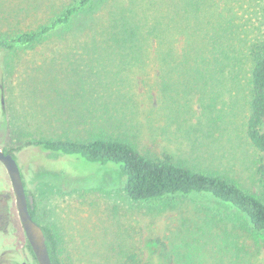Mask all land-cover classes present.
<instances>
[{"label": "rangeland", "instance_id": "374dc122", "mask_svg": "<svg viewBox=\"0 0 264 264\" xmlns=\"http://www.w3.org/2000/svg\"><path fill=\"white\" fill-rule=\"evenodd\" d=\"M254 1L91 0L68 27L16 45L75 0H0V148L16 158L61 264H264V232L230 204L203 194L134 201L115 165L35 143L125 140L264 202L262 154L245 132L247 41L264 32ZM113 35L126 42L107 45ZM0 192L10 197L0 204V260L20 264L26 236L1 163Z\"/></svg>", "mask_w": 264, "mask_h": 264}, {"label": "trees", "instance_id": "16d2710c", "mask_svg": "<svg viewBox=\"0 0 264 264\" xmlns=\"http://www.w3.org/2000/svg\"><path fill=\"white\" fill-rule=\"evenodd\" d=\"M90 2L91 0H75V3L54 19L50 25L34 32L21 34L12 42L16 45H34L53 29L60 26L68 27L72 17L87 7ZM254 3L264 4V0L261 2L255 0ZM262 11L264 18V5ZM262 22L258 24L257 29L262 28ZM111 41L113 43H107V45L116 46L126 42V39L124 36L113 35ZM0 46H5L4 42L0 41ZM247 55L250 60L249 113L245 132L250 144L262 154L261 173L264 180V32L247 41ZM35 143L43 150L77 156L84 162L101 166L115 165L116 168H112L116 169L123 178L122 189L131 200H161L176 196L208 195L230 204L245 217L253 230L264 232V202L219 174L198 171L170 160L156 159L141 154L130 142L121 139L94 137L84 142L49 139ZM5 152L12 153L11 151ZM9 200L8 193L0 192V204H3L5 209H7ZM28 203L30 214L37 221L34 215L35 208L29 200ZM40 225L44 231L52 264H61L53 232L49 227ZM28 248L31 250L29 245ZM131 261L132 264H152L149 261L142 263L133 256ZM166 263L167 261L164 264ZM167 264H171L170 261Z\"/></svg>", "mask_w": 264, "mask_h": 264}, {"label": "water", "instance_id": "95a60500", "mask_svg": "<svg viewBox=\"0 0 264 264\" xmlns=\"http://www.w3.org/2000/svg\"><path fill=\"white\" fill-rule=\"evenodd\" d=\"M0 163L4 166L9 176L20 224L38 264H52L44 231L30 214L28 197L16 158L12 153L5 152L0 148Z\"/></svg>", "mask_w": 264, "mask_h": 264}, {"label": "flooded vegetation", "instance_id": "af4514ba", "mask_svg": "<svg viewBox=\"0 0 264 264\" xmlns=\"http://www.w3.org/2000/svg\"><path fill=\"white\" fill-rule=\"evenodd\" d=\"M28 245H29V243L26 239V252H25V256H23L22 261H20V264H38L36 257L34 256V253L32 252V249L30 250L28 248ZM8 252L12 253V251H3L2 253H8ZM14 261H15V259L14 260L11 258H9V259L4 258L3 259V256H1L0 263H2V264H15Z\"/></svg>", "mask_w": 264, "mask_h": 264}]
</instances>
